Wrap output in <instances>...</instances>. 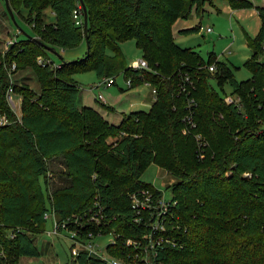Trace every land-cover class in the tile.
<instances>
[{
	"label": "trees",
	"instance_id": "trees-1",
	"mask_svg": "<svg viewBox=\"0 0 264 264\" xmlns=\"http://www.w3.org/2000/svg\"><path fill=\"white\" fill-rule=\"evenodd\" d=\"M6 1L16 25L29 31L18 25L20 33L0 59V115L6 119L0 124V264L39 254L32 237L44 231L45 212L58 231L78 239L111 234L106 254L130 263L138 261L136 244L152 241L161 264H264V6L225 0L232 9L254 7L260 20L254 36L244 32L250 55L243 65L250 76L236 80L213 52L204 60L173 39L176 19L198 12L206 0ZM83 6L84 54L57 65L45 61L49 48L57 53L84 40ZM127 39L146 68L125 64L120 43ZM11 62L15 73L32 69L38 90L14 74L8 80L5 65ZM86 70L114 81L122 74L130 79L126 89L148 84L150 107L109 121L80 102L71 76ZM185 75L192 86L182 92ZM211 80L220 88L228 81L238 102H227ZM9 86L20 95L18 114L6 99ZM151 163L174 178L166 185L171 193L164 212L155 208L161 191L140 179ZM143 191L149 205L137 208L134 197L143 200ZM71 257L77 264H105L82 249Z\"/></svg>",
	"mask_w": 264,
	"mask_h": 264
},
{
	"label": "rangeland",
	"instance_id": "rangeland-1",
	"mask_svg": "<svg viewBox=\"0 0 264 264\" xmlns=\"http://www.w3.org/2000/svg\"><path fill=\"white\" fill-rule=\"evenodd\" d=\"M250 1L260 3V0ZM0 5L4 8L2 0H0ZM52 18L50 9L46 8V21H50ZM8 21L10 23L9 30H7V25L0 26V59L7 47V42L14 40L17 36L16 34L20 33L19 27L22 31H29V28L21 23L18 24L19 27L15 25L10 17ZM198 23H200L198 30L189 32L179 31L180 29L188 28ZM259 23V17L253 9L233 10L228 7L225 0H206L198 12L192 10L187 18L176 19L172 24L171 30L173 39L178 45L192 47L200 53L204 60L207 59L209 52H213L217 61L224 62L229 67L231 74L236 80H242L250 76V71L243 65V62L250 55V49L245 43L244 32L250 36H254ZM206 27H210L211 31H206ZM85 50L86 44L82 40L74 48L67 49L64 52L57 50V53L61 57L53 52H48V57L54 65H57L62 60L66 61L81 57ZM120 52L126 65H132L138 59L142 58L141 52L135 45L133 39H127L121 42ZM5 71L8 80L9 76L14 74L13 78L18 79L20 77L29 87L38 90L39 84L31 68L18 70L15 73L14 64L11 62L5 65ZM71 77L80 87L82 104L91 107H101V103L113 106L114 111L112 112L104 110L108 113L104 116L111 122L117 123L122 113L133 110H148L149 108V99H151L149 87L144 84H139L126 89L127 82L122 74H117L115 76L116 83L109 87H94L101 79L92 70L75 72ZM210 82L217 91L226 95L230 94L231 86L228 81L222 82V88L217 86L214 80ZM98 94L101 95L102 101L97 98ZM11 99L14 106L11 108L8 105L11 109L14 108L13 112L15 114H18L20 95L12 92ZM0 118L5 117L0 116ZM140 179L151 183L155 188L160 190L162 193L161 196L164 199L170 198L171 192L166 185L174 178L164 169L151 163L142 171ZM53 224L50 219H46L44 231L32 237L34 244L39 250V254L36 256L21 255L18 259V264H77L72 261V251L74 248L83 247L89 240L79 239L78 241H74L72 231L55 230ZM111 240V234L90 237L92 247L100 255H105L104 247ZM126 243L131 242L127 240Z\"/></svg>",
	"mask_w": 264,
	"mask_h": 264
},
{
	"label": "built area",
	"instance_id": "built-area-1",
	"mask_svg": "<svg viewBox=\"0 0 264 264\" xmlns=\"http://www.w3.org/2000/svg\"><path fill=\"white\" fill-rule=\"evenodd\" d=\"M74 18H76V15H74ZM82 22V19L81 18H76V21L75 23L77 24H80ZM206 31H211V28L210 27H206L205 28ZM12 42H14V40H9L6 44L9 45L11 44ZM262 47L264 49V40L262 42ZM38 62H42L43 59L40 57L37 59ZM45 61L47 62H50V59H45ZM131 67L133 68H146L147 67V62L145 59L143 58H140L138 59L135 63H133L131 65ZM207 69L210 71V72H213L215 70V65L214 63H211L207 66ZM101 80L98 81V83L94 86V87H97V86H103V87H107V86H110L111 84L114 83V78L113 77H103V78H100ZM126 82H127V85L130 84V79L127 78L126 79ZM190 87L192 86V83H191V80L189 79L188 75H185L184 78H183V82L181 84V87H180V91L182 92H186V87ZM152 91V90H151ZM11 93H12V88L9 86L6 90V99H7V102L8 104L11 106V108L14 106L13 105V102H12V99H11ZM152 93H154V91H152ZM97 98L98 99H102L101 95L98 94L97 95ZM224 99L227 101V102H235L237 103L238 102V98L234 95H225ZM14 109V108H13ZM12 109V110H13ZM18 110H19V104H18ZM14 111V110H13ZM1 116V115H0ZM4 117V116H3ZM6 121L5 118H0V124L4 123ZM187 122L189 123V125H192V121L190 120V116L187 117ZM142 196L143 197V200H139L137 199L136 197H134V204L133 206L135 207H141V206H148L147 205V202H148V197H149V194L146 193L145 191H143L142 193ZM167 206H168V199H164L162 196H160V198L157 200L156 204H155V208H157V211L158 213L159 212H164L166 211L167 209ZM43 217L46 218V219H49L54 223L53 224V227L54 229L56 230V224L54 222V216L50 213V212H45L43 214ZM90 219H93L95 221H97V219H99V216H91ZM159 227V216H158V220H156L154 222V228H158ZM53 232H55L53 230ZM73 234H75L74 232H72ZM88 235L91 237L93 236L92 234L88 233ZM98 236V235H97ZM149 237V236H148ZM74 241H78L79 239L74 236ZM83 239V238H82ZM81 240V239H80ZM86 240H89L88 243L84 244L83 247L81 248H77V249H73L72 251V254L74 255L78 250L82 249V250H86L88 253H93V254H96L98 255L104 262L105 264H161V262L159 261H156L154 259V251L151 250L152 247H153V243L152 241H149V245H145V246H141L140 244H136V247L139 249L138 250V253H135V256L137 257L138 261L137 262H126L124 259H120V258H115V257H111L109 256L108 254H106L105 252V255H100L98 254L94 248L92 247V243L90 242V239H86ZM113 241V237H112V240ZM81 242V241H80ZM131 242V241H130ZM151 252V253H150Z\"/></svg>",
	"mask_w": 264,
	"mask_h": 264
},
{
	"label": "crops",
	"instance_id": "crops-1",
	"mask_svg": "<svg viewBox=\"0 0 264 264\" xmlns=\"http://www.w3.org/2000/svg\"><path fill=\"white\" fill-rule=\"evenodd\" d=\"M254 5H260V6H264V0H260V3H256L255 1H251ZM228 5V4H227ZM229 7V6H228ZM230 8V7H229ZM230 9H232V8H230ZM240 9H253L256 13H257V11H256V9L254 8V7H252V8H240ZM233 10H239V9H233ZM50 14L53 16V14H52V12H51V10H50ZM258 15V14H257ZM259 17V16H258ZM260 21V20H259ZM7 22V23H6ZM1 25H4V26H6L7 25V30H9V28L8 27H10V23H9V21H8V19L6 18V16L4 15V12H3V7L0 5V26ZM259 27V26H258ZM258 30V29H257ZM59 51H61V52H64L65 50H59ZM116 83V80L114 81V83L113 84H115ZM112 85V84H111ZM144 85H146L147 87H149V85L148 84H145L144 83ZM107 87H109V86H107ZM149 92H150V97H151V99H149V107H150V104H151V102H152V100H153V94H152V91H151V89H150V87H149ZM80 96H81V94H80ZM100 100V99H99ZM102 101V100H101ZM80 102H81V98H80ZM81 104H82V102H81ZM109 106H111V105H109ZM94 108H96L97 110H99L103 115H107L108 113L107 112H105L104 110V108H102V107H99V106H96V107H94ZM111 108H112V110H106V111H109V112H112V111H114V108H113V106H111ZM121 117V116H120Z\"/></svg>",
	"mask_w": 264,
	"mask_h": 264
},
{
	"label": "water",
	"instance_id": "water-1",
	"mask_svg": "<svg viewBox=\"0 0 264 264\" xmlns=\"http://www.w3.org/2000/svg\"><path fill=\"white\" fill-rule=\"evenodd\" d=\"M4 7H5V10H6V13L10 17V19L13 21V23L16 25L14 14H13L12 10L10 9V7H9V5H8L6 0H4ZM82 10H83V34H84V41H85V44L87 46V40H86L87 15H86V11H85V7L84 6L82 7ZM32 38H34V37H32ZM48 50L53 52V53H55V51H53L51 48H49ZM55 54H57V53H55Z\"/></svg>",
	"mask_w": 264,
	"mask_h": 264
}]
</instances>
